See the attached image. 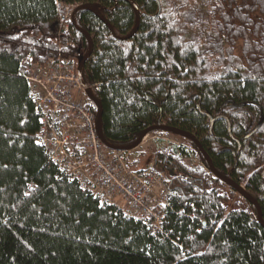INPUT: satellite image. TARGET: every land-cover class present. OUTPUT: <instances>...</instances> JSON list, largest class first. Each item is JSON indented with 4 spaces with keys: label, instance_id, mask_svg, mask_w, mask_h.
I'll use <instances>...</instances> for the list:
<instances>
[{
    "label": "trees",
    "instance_id": "16d2710c",
    "mask_svg": "<svg viewBox=\"0 0 264 264\" xmlns=\"http://www.w3.org/2000/svg\"><path fill=\"white\" fill-rule=\"evenodd\" d=\"M55 1L0 0V264H264V0H131L139 21L126 39L130 0H59L93 6L112 31L88 8L61 24ZM83 32L93 48L81 78L101 104L108 144L129 146L157 120L193 134L217 173L256 200L262 223L175 134L180 146L160 141L149 158L171 192L162 230L57 167L36 142L23 64H77L89 47ZM183 145L201 164L184 161Z\"/></svg>",
    "mask_w": 264,
    "mask_h": 264
},
{
    "label": "built area",
    "instance_id": "2783aa9c",
    "mask_svg": "<svg viewBox=\"0 0 264 264\" xmlns=\"http://www.w3.org/2000/svg\"><path fill=\"white\" fill-rule=\"evenodd\" d=\"M55 4L59 22L67 23L73 7L59 0ZM23 65L29 70V93L39 115L36 142L50 159L83 190L101 194L103 202L115 204L125 215L147 221L155 231L162 230L161 210L171 194L166 178L153 162L128 166L132 149H113L102 142L94 105L79 79L77 64L59 56L44 65ZM183 148L185 159L201 164L188 146Z\"/></svg>",
    "mask_w": 264,
    "mask_h": 264
},
{
    "label": "water",
    "instance_id": "95a60500",
    "mask_svg": "<svg viewBox=\"0 0 264 264\" xmlns=\"http://www.w3.org/2000/svg\"><path fill=\"white\" fill-rule=\"evenodd\" d=\"M131 4L134 6L135 8V14H136V19H135V26L134 28L132 29V31L128 34V35H125V36H122V37H119L121 39H126L128 37H130L133 32L137 29V26H138V21H139V11H138V8L137 6L135 5V3L133 1H131ZM80 8H88L89 10L93 11L94 13H96L99 17H101L105 22H107L101 15V13L95 9L93 6H90V5H87V4H81V5H78L77 7H74L72 12H71V21L74 25L75 24V19H74V16H75V13L78 9ZM109 28L111 29L112 31V27L110 26V24L107 22ZM83 34L85 35V37L87 38L88 42H89V47H88V51L86 52V54L84 56H82L79 61L77 62V73H78V76H79V79L80 81L82 82V84L86 87V92L89 96V98L96 104V107H97V115H96V130H97V133H98V136L99 138L102 140V142L107 145L108 147L110 148H113V149H121V150H131V149H134L135 147H137L143 137L145 135H147L150 131H152L153 129H158V130H162V131H165V132H169V133H172V134H175V135H178V136H181V137H185L189 140H191L199 149V151L201 152V154L203 155L204 159L206 160L207 162V165L209 166L210 168V171L217 177H220V179L226 183L229 187L235 189L239 194L243 195L245 198H247L250 202H252L255 206H256V209L258 211V215H259V221L262 223V217H261V212H260V207L258 205V203L256 202V200L246 191L245 187L243 185H239V184H236V183H233L231 181H229L228 179L226 178H223L221 177L215 167L213 166V163L210 159V157L208 156V154L206 153V151L202 148L201 144L199 143V141L194 137L193 134L187 132V131H184L180 128H177V127H171V126H167L165 124H162L160 122V120H157V123H155L154 125H152L151 127H148L146 128L142 133L141 135L139 136V138L131 145L129 146H126V147H122V148H117V147H112L111 145L108 144V142L106 141V139L104 138L103 134H102V131H101V119H102V107H101V104L98 100V98L95 96V94L93 93V91L91 90V88L89 86H87L83 81H82V78H81V68H82V65L83 63L85 62V60L89 57V55L91 54L92 52V48H93V42L91 40V37L83 32ZM208 117H209V122L210 124L213 123L214 121V117H212L210 114H208ZM254 129L248 133L247 135H245V138L248 137L249 135H251L253 133ZM264 171V170H263Z\"/></svg>",
    "mask_w": 264,
    "mask_h": 264
},
{
    "label": "rangeland",
    "instance_id": "374dc122",
    "mask_svg": "<svg viewBox=\"0 0 264 264\" xmlns=\"http://www.w3.org/2000/svg\"><path fill=\"white\" fill-rule=\"evenodd\" d=\"M160 141H164L168 144L169 142H181L180 138L168 132H149V134L142 139V143H140L136 148L132 149L128 154L129 161L137 160L138 166H144L146 161H150L149 158L152 155L156 145L160 144ZM184 161L188 164L193 163L192 160L187 158L185 159V157Z\"/></svg>",
    "mask_w": 264,
    "mask_h": 264
},
{
    "label": "bare ground",
    "instance_id": "6f19581e",
    "mask_svg": "<svg viewBox=\"0 0 264 264\" xmlns=\"http://www.w3.org/2000/svg\"><path fill=\"white\" fill-rule=\"evenodd\" d=\"M72 10H73V8H71L70 16H71V12H72ZM91 102H92V104L94 105V110L97 109L96 104H95L92 100H91ZM36 110H37V109H36ZM39 110H40V108H39ZM37 112H38V111H37ZM164 132H165V131H164ZM38 133H39V131H38ZM148 134H149V133H148ZM148 134H147V135H148ZM145 136H146V135H145ZM145 136H144V137H145ZM144 137H143V138H144ZM36 139H37V138H36ZM135 148H136V147H135Z\"/></svg>",
    "mask_w": 264,
    "mask_h": 264
}]
</instances>
